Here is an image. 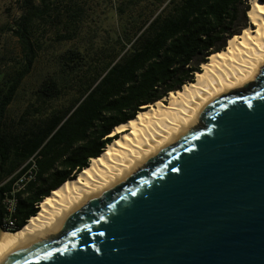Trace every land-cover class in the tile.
Wrapping results in <instances>:
<instances>
[{"label": "trees", "instance_id": "1", "mask_svg": "<svg viewBox=\"0 0 264 264\" xmlns=\"http://www.w3.org/2000/svg\"><path fill=\"white\" fill-rule=\"evenodd\" d=\"M57 1L26 0L10 27L24 63L0 85V184L31 156L38 164L36 180L19 194L16 230L38 213L36 203L117 138L110 136L117 125L194 81L208 57L249 23V0H114L102 15L80 4L62 8ZM44 19L59 21L57 39L68 44L50 55L39 54L43 46L31 39ZM100 23L107 39L94 29ZM36 64L40 81L26 108L10 116L8 108Z\"/></svg>", "mask_w": 264, "mask_h": 264}, {"label": "water", "instance_id": "2", "mask_svg": "<svg viewBox=\"0 0 264 264\" xmlns=\"http://www.w3.org/2000/svg\"><path fill=\"white\" fill-rule=\"evenodd\" d=\"M0 264H264V66Z\"/></svg>", "mask_w": 264, "mask_h": 264}, {"label": "bare ground", "instance_id": "3", "mask_svg": "<svg viewBox=\"0 0 264 264\" xmlns=\"http://www.w3.org/2000/svg\"><path fill=\"white\" fill-rule=\"evenodd\" d=\"M249 3L248 26L208 57L194 81L144 105L134 118L117 125L110 134L117 138L75 178L41 201L38 213L23 228L0 230V262L17 245L51 230L80 204L117 183L191 127L214 96L256 77L264 66V0Z\"/></svg>", "mask_w": 264, "mask_h": 264}, {"label": "rangeland", "instance_id": "4", "mask_svg": "<svg viewBox=\"0 0 264 264\" xmlns=\"http://www.w3.org/2000/svg\"><path fill=\"white\" fill-rule=\"evenodd\" d=\"M35 4H39L40 0H34ZM57 0H54V2ZM26 0H0V85L2 86L3 76L16 69L22 68L24 63V54L22 51V45L19 43L17 37L10 30L11 26H15V22L18 20L19 16L23 13L25 9ZM114 0H58L57 4L62 8L66 4H80L81 6L93 7L98 9L99 13L102 15L104 12H109L112 9V4ZM55 15V13H53ZM56 16V15H55ZM50 19V17H47ZM39 27L33 30L31 34V39L37 46V41L43 46L39 54H52L53 52L63 50L68 46L64 42H60L57 39V29L59 26V21L52 24L51 21L46 22V19L39 20ZM112 24L110 21L107 28ZM249 24V23H248ZM99 25V26H98ZM94 27L99 31L100 36L103 39H107V32L103 24H98ZM111 41V40H109ZM38 54V55H39ZM42 57V56H40ZM41 65L36 64L27 78L23 80L16 95L14 102L9 106V115L15 116L19 115L28 104L31 99V95L34 89H36L41 76ZM31 130L29 125L25 126V129Z\"/></svg>", "mask_w": 264, "mask_h": 264}, {"label": "built area", "instance_id": "5", "mask_svg": "<svg viewBox=\"0 0 264 264\" xmlns=\"http://www.w3.org/2000/svg\"><path fill=\"white\" fill-rule=\"evenodd\" d=\"M38 164L35 156H31L22 168L14 176L3 181L13 180L11 184L0 192L1 226L7 231H15L18 228L19 218L17 216L19 205V194L24 192L27 186L36 180ZM36 203V207H38Z\"/></svg>", "mask_w": 264, "mask_h": 264}, {"label": "crops", "instance_id": "6", "mask_svg": "<svg viewBox=\"0 0 264 264\" xmlns=\"http://www.w3.org/2000/svg\"><path fill=\"white\" fill-rule=\"evenodd\" d=\"M26 162H27V161H26ZM26 162H25V163H26ZM25 163H24V164H25ZM24 164L22 165V167L24 166ZM22 167H21V168H22Z\"/></svg>", "mask_w": 264, "mask_h": 264}]
</instances>
